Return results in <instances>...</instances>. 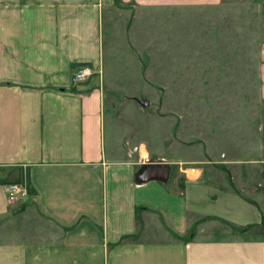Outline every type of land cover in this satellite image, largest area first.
Wrapping results in <instances>:
<instances>
[{
	"label": "crops",
	"instance_id": "1",
	"mask_svg": "<svg viewBox=\"0 0 264 264\" xmlns=\"http://www.w3.org/2000/svg\"><path fill=\"white\" fill-rule=\"evenodd\" d=\"M220 2L0 0V264H264V161L160 181L104 134L100 21Z\"/></svg>",
	"mask_w": 264,
	"mask_h": 264
},
{
	"label": "rangeland",
	"instance_id": "2",
	"mask_svg": "<svg viewBox=\"0 0 264 264\" xmlns=\"http://www.w3.org/2000/svg\"><path fill=\"white\" fill-rule=\"evenodd\" d=\"M102 21L97 76L114 159L191 177L264 161V0Z\"/></svg>",
	"mask_w": 264,
	"mask_h": 264
},
{
	"label": "built area",
	"instance_id": "3",
	"mask_svg": "<svg viewBox=\"0 0 264 264\" xmlns=\"http://www.w3.org/2000/svg\"><path fill=\"white\" fill-rule=\"evenodd\" d=\"M92 75L90 68L80 66L73 77V82L81 83L86 81ZM141 152V149H140ZM4 193L9 203H15L28 197V190L22 183H9L3 186Z\"/></svg>",
	"mask_w": 264,
	"mask_h": 264
},
{
	"label": "water",
	"instance_id": "4",
	"mask_svg": "<svg viewBox=\"0 0 264 264\" xmlns=\"http://www.w3.org/2000/svg\"><path fill=\"white\" fill-rule=\"evenodd\" d=\"M142 106L146 107L148 106V102H143L141 103ZM150 170L154 171V170H159V171H164V176L163 177H157V178H153V179H157V180H160V181H165L168 177V174L170 172V167L167 165V164H162V163H158V165H154V166H151L149 167ZM150 171V174L152 176V174H154V172ZM157 174V173H156Z\"/></svg>",
	"mask_w": 264,
	"mask_h": 264
},
{
	"label": "bare ground",
	"instance_id": "5",
	"mask_svg": "<svg viewBox=\"0 0 264 264\" xmlns=\"http://www.w3.org/2000/svg\"><path fill=\"white\" fill-rule=\"evenodd\" d=\"M143 152V150L141 149V153ZM144 154V153H143ZM149 165V167H151V166H154L155 164H148Z\"/></svg>",
	"mask_w": 264,
	"mask_h": 264
},
{
	"label": "trees",
	"instance_id": "6",
	"mask_svg": "<svg viewBox=\"0 0 264 264\" xmlns=\"http://www.w3.org/2000/svg\"><path fill=\"white\" fill-rule=\"evenodd\" d=\"M116 2H118V0Z\"/></svg>",
	"mask_w": 264,
	"mask_h": 264
}]
</instances>
